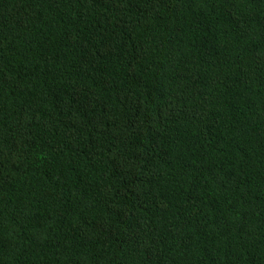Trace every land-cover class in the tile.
<instances>
[{
	"label": "trees",
	"instance_id": "obj_1",
	"mask_svg": "<svg viewBox=\"0 0 264 264\" xmlns=\"http://www.w3.org/2000/svg\"><path fill=\"white\" fill-rule=\"evenodd\" d=\"M0 264H264V0H0Z\"/></svg>",
	"mask_w": 264,
	"mask_h": 264
},
{
	"label": "clouds",
	"instance_id": "obj_2",
	"mask_svg": "<svg viewBox=\"0 0 264 264\" xmlns=\"http://www.w3.org/2000/svg\"><path fill=\"white\" fill-rule=\"evenodd\" d=\"M68 145H69L70 147H72V148L74 147V144H71V143H70V144H68ZM75 152H76V151H75Z\"/></svg>",
	"mask_w": 264,
	"mask_h": 264
}]
</instances>
